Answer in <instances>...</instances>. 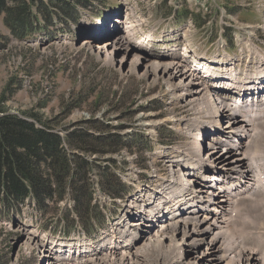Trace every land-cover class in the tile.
I'll use <instances>...</instances> for the list:
<instances>
[{
  "label": "rangeland",
  "instance_id": "374dc122",
  "mask_svg": "<svg viewBox=\"0 0 264 264\" xmlns=\"http://www.w3.org/2000/svg\"><path fill=\"white\" fill-rule=\"evenodd\" d=\"M18 1L15 3L16 12L14 11L10 17L12 28L5 23L7 14L0 13V112L36 116L43 122H52L57 128L65 131L77 123L83 124L95 119L107 128L106 134L124 137L125 147L122 151L103 158L97 156L91 158L94 164L93 174L94 172L96 174L92 178L93 184L99 186L103 175L102 168L108 166L112 167L110 171L116 174L118 182L128 189L122 197L101 189V195L96 196L95 203L92 192L91 213L94 216L99 215L103 223L106 219L104 229L110 228L111 214L121 216L124 206L130 204L131 199L136 197L139 187H143L142 192L149 188L158 190L161 180L171 174L169 168V160H173L171 157L178 155L179 151V159L175 160L187 158L191 142L187 135L194 129L197 121L199 119L205 123L212 121L211 117L205 115L208 109L205 104H201L203 98L199 97L195 106L187 104L186 101L181 102V96L188 94L184 88H178L177 92L170 93L167 92V77L159 76L157 83L145 76L147 66L151 64H174L140 55L138 51L134 52L135 47L131 46L130 41L133 42L137 36H142V32L140 28H134L137 35H133L131 32L133 27L140 25L156 29L171 25L173 28L171 32L175 31L173 37L180 43L182 49L184 43L189 42L190 48L197 55H207L209 59L228 53L233 58L237 56L243 60L240 67L246 65L245 56L243 57V54L248 52L246 43H253L255 47L264 51V0H80L83 5L78 7L79 13L77 12L76 16L67 17L69 22L55 21L58 20L55 17H60L57 11L52 14L54 4L57 6V0H33L35 8L31 6V0H25L27 20L19 14L23 8L22 5L18 8V4H22L20 0ZM37 1L38 4L35 6ZM71 2L78 3L77 0ZM10 5L8 3L7 7ZM41 9L45 18L37 12ZM122 15L128 17L124 23L121 20ZM50 18L52 19L49 22H44ZM101 21H105L107 26L93 32L96 23ZM115 21L119 23L120 30L124 29L125 24L127 26L125 31L131 34L123 32L117 35L119 31L118 28H114ZM221 24L225 26L224 34L220 30ZM25 29L33 33L31 39L23 38V35H26ZM93 36L97 40L111 37L106 40L110 50L115 51L118 62L127 54L124 57L126 61L122 65L106 62L107 54L106 56L98 54L97 50L85 46L84 42H90L93 46L96 44L90 39ZM107 42L103 43L101 40L96 47L107 45ZM119 43L123 44L120 45L123 48H118ZM185 49L186 52L190 50ZM190 55H193L191 51ZM131 61L138 62L137 68H132ZM227 114L225 111L224 119ZM60 134L65 136L63 132ZM217 138L227 140L228 149L224 153L219 151L220 148L216 152L209 148L214 155L211 166L215 168L218 165L221 169L239 155H235L232 149L229 150L233 143L227 135ZM236 138L235 144H238L239 138ZM209 142L212 141L207 140V143ZM251 151H256L254 144ZM242 172L245 173L246 168H243ZM147 187L149 188L146 189ZM210 199L207 197L205 201ZM150 200L154 201V197ZM71 202L72 200L68 199L59 205H51V213L43 217L35 204L29 201L23 208L24 225L17 221L20 229L15 227L14 222L0 214V264H48L43 257L48 253L42 255L38 246H44L46 241L53 242L55 239L63 241L82 239V232L88 228L76 220V213L72 211L74 205ZM244 205L245 203L242 204ZM165 206L167 204L163 203L160 207L166 209ZM126 216L129 219V215ZM66 220L71 224H66ZM63 223L66 224L64 225L66 232L62 227ZM128 223L129 220L124 222L122 219L120 223L114 220L119 238L111 242V246L121 248L117 253L122 255L124 253L122 248L127 244L126 257L136 259L140 264H152L153 259L157 264L158 259L155 260L153 257L157 255L163 257L168 251L151 249L145 252L142 248L144 244H148V239L156 234L157 231L153 233L156 229L143 231L142 228L140 231L142 243L138 247H132L130 251L128 242L130 232L123 231L130 229L133 232V227ZM25 225L29 228L26 229ZM252 227L258 228L256 226L247 228L252 230ZM72 231L74 232L71 234ZM181 236L179 235V241ZM100 237L102 240H97L96 243L101 241L103 243L106 240L102 235ZM167 239L171 238L164 240V246L172 245ZM253 239L254 247L264 253V238ZM27 240L36 242L37 247L30 248ZM108 243L105 246L108 247ZM227 245L232 246V242L227 241ZM48 247L47 244V250ZM203 252H206L205 244L195 252H190L191 254L188 251L185 263L223 264L221 258L214 257V251L203 260L195 258L194 255L202 256ZM256 260L252 259L250 264H256ZM160 261L163 264H170L165 259ZM115 264L124 262L116 261Z\"/></svg>",
  "mask_w": 264,
  "mask_h": 264
},
{
  "label": "bare ground",
  "instance_id": "6f19581e",
  "mask_svg": "<svg viewBox=\"0 0 264 264\" xmlns=\"http://www.w3.org/2000/svg\"><path fill=\"white\" fill-rule=\"evenodd\" d=\"M127 19L128 17L126 16L124 22ZM115 23L118 22L115 21ZM134 28L138 29L140 25H136L132 30L130 29L132 34H135ZM95 38L94 36L90 38L96 43L94 46L90 42H84L85 46L97 50L98 54L105 56L107 54L105 61L109 62V64L121 63L122 65L126 61L124 57L127 54H124L121 61L118 62L115 57V51L110 50L111 48L106 40L111 37L100 40ZM101 40L103 43L107 42V45L96 47ZM120 45L121 43H119L118 48H123ZM189 47H184L181 56L182 61L170 60L168 55L157 56L151 52L140 54L174 64H151L147 66L145 76L152 78L155 82H157L159 76L167 77V92L170 93L177 92L178 88H184V91L188 94L181 96V102L186 101L187 104L195 106L199 101V97L203 98L201 104H205L206 109H208L205 115L206 117L214 118L213 122L205 127V123L201 119L197 121L194 129L187 135L191 139L187 158L175 160L180 154L179 151L178 155L171 157L173 159L169 160L171 174L169 177L161 180L162 183L158 186V190H150L147 187L146 189H149L142 192L143 187H139L136 197L131 199L130 204L124 206L121 216L110 215V228L100 231V236L102 235L106 239V242L103 241L101 243V241L92 244V240L89 239L87 242L80 243L78 250L75 248L76 242H72L70 246L75 251L70 258L68 254L62 256L58 254L61 250H57V247L63 246L65 242H58L59 244L54 246L53 249L48 247L49 249L47 250L48 241H46L44 246L37 247L36 242L27 240L30 248H39L42 255L48 253V255L43 256L48 264H115L116 261L124 262V264H140L136 259L126 257L125 251L128 248L125 247L128 246L127 244L122 248L124 251L122 255L117 253V251H121V248L111 246V242L119 238V234L114 227V220L120 223L122 219H124V222L129 220L128 224L133 227V232L130 229L123 230L125 233L130 232V236L128 237L130 251L132 247H138L142 243V236L140 237L142 228H144L143 231L150 230L151 228L156 229L153 232L157 231L156 234L149 238L148 244H144L142 248H144L143 251L145 252L151 249H166L168 251L163 257L159 255L153 257L155 260L158 259L157 264H163L160 259H165L170 264H186L185 262L188 259L186 254L188 251L189 253H193L196 249L203 246V244L206 245V252H203L202 256L194 255L195 258L203 260L209 254H213L212 252L214 251V257L221 258L220 260L223 264H250V261L254 258L257 259L256 264H259V261L263 264L262 257L258 252L236 244L232 231H238L241 235L248 236L250 233L246 229V225L260 226L259 229H264V160H260L259 157L264 152V121L263 123L254 124L246 118L237 119L239 117L238 113L233 107L229 111L225 101L221 100L222 102H217L209 100L212 98H209L210 86L205 76L212 77V82L215 85L213 89H220L223 84L231 85L226 81L237 80L230 76L237 73V69L233 70V67L238 66V70L242 72L239 68L241 62L237 56L233 58L225 54L223 56L216 55L209 59L205 55H195L193 50L186 52L185 48L188 50L190 49ZM134 49V52L138 50L136 47ZM190 51L193 55H190ZM243 56L248 59L246 62L247 68H245L244 73L250 74L248 71H250L251 66L254 68L253 73L256 72V76L264 73V51L251 43L249 54H243ZM131 66L133 69L137 68L138 62L131 61ZM228 76L230 77L227 78ZM242 77H247V75ZM225 111L228 114L223 122L222 132H224V129L226 131L222 133V137L227 135L228 139H232L233 145L230 144L232 148L229 150L235 151V155H239V158L237 157L227 162L225 164L226 167L220 169L215 163V168L211 166L214 161V155L210 152V149L216 152L220 148L219 151L223 153L227 151L226 138H221L220 140L218 138V140L211 139L213 141L212 145L208 146L209 144H207L204 148L201 139L200 141L198 140L202 135L205 136L207 134V131L205 133L204 130L208 126H217L216 118L223 116ZM251 112L255 120L260 121L264 119L262 117L264 113L256 115L254 114L256 110H251ZM248 135L253 139V143L248 148V154L253 157L256 156L258 159L253 160L252 166V160H246L245 155L243 157L241 154L245 153L246 143L241 144L239 140L241 137H247ZM234 138H239L238 144H235ZM253 144L256 148L255 152L251 151ZM243 168H246L245 173L242 172ZM253 174L255 179H253ZM95 175V173L91 175V179ZM96 185L92 182L94 203L96 196L101 195L102 189L100 184L98 187ZM152 197H154V201L150 200ZM207 197L211 199L204 203ZM163 203L167 204L165 206L166 209L160 207ZM243 203L246 206L244 205L242 209L240 205ZM143 213L146 215H143ZM126 214L129 215V219H127ZM241 219L245 225L241 230H237L238 226L235 223ZM17 223L16 228L20 229ZM22 224L24 225L20 221V225ZM25 228L28 229L29 226L25 225ZM179 235H182L180 241ZM257 235L260 238H264V235ZM168 237L171 239H169L170 241L167 239V241L172 243V245L164 246V240ZM99 240H102V238L100 237ZM118 241H121V239H118ZM227 241H231L232 246H228ZM106 243H108V247L105 246ZM78 252L81 253V257H78L80 255ZM141 254L139 255L141 256ZM135 256L137 257V254ZM151 261L152 264H155L153 259Z\"/></svg>",
  "mask_w": 264,
  "mask_h": 264
},
{
  "label": "trees",
  "instance_id": "16d2710c",
  "mask_svg": "<svg viewBox=\"0 0 264 264\" xmlns=\"http://www.w3.org/2000/svg\"><path fill=\"white\" fill-rule=\"evenodd\" d=\"M17 1L0 0V13L7 14L5 23L11 28L10 17L16 12ZM77 2L57 0L52 14L57 11L60 17H55L58 19L55 21L68 22L69 17L76 16L78 7L83 5L80 0ZM8 3L11 4L9 7ZM20 3L22 4H18V8L22 5L23 9L19 14L27 20L24 6L27 4L25 0H20ZM37 4L38 1L35 6ZM42 11L37 12L45 18ZM32 37L33 33L29 31L23 35L26 40ZM106 131L107 128L95 119L83 124L77 123L65 131L36 116L0 112V214L11 222L23 219V208L32 201L40 215L45 217L51 213V205H59L71 199L76 220L87 226V234L93 233L95 227L101 226L102 222L99 215L91 213V175L94 171L91 158L113 155L125 147L124 137L106 134ZM61 132L65 133L64 137ZM110 168L112 167L102 168L103 175L101 174L99 184L105 192L122 197L127 188L118 182L116 174ZM65 223L71 224L68 221Z\"/></svg>",
  "mask_w": 264,
  "mask_h": 264
},
{
  "label": "built area",
  "instance_id": "2783aa9c",
  "mask_svg": "<svg viewBox=\"0 0 264 264\" xmlns=\"http://www.w3.org/2000/svg\"><path fill=\"white\" fill-rule=\"evenodd\" d=\"M241 154H242V156L244 157L245 153H241ZM224 254H225V252H224Z\"/></svg>",
  "mask_w": 264,
  "mask_h": 264
},
{
  "label": "water",
  "instance_id": "95a60500",
  "mask_svg": "<svg viewBox=\"0 0 264 264\" xmlns=\"http://www.w3.org/2000/svg\"><path fill=\"white\" fill-rule=\"evenodd\" d=\"M80 44V43H79Z\"/></svg>",
  "mask_w": 264,
  "mask_h": 264
}]
</instances>
